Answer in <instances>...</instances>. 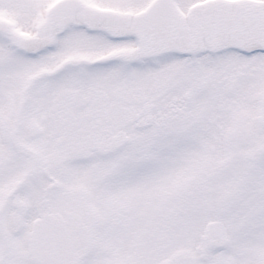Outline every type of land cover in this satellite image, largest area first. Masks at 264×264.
Listing matches in <instances>:
<instances>
[{
	"label": "snow or ice",
	"instance_id": "snow-or-ice-1",
	"mask_svg": "<svg viewBox=\"0 0 264 264\" xmlns=\"http://www.w3.org/2000/svg\"><path fill=\"white\" fill-rule=\"evenodd\" d=\"M0 264H264V0H0Z\"/></svg>",
	"mask_w": 264,
	"mask_h": 264
}]
</instances>
